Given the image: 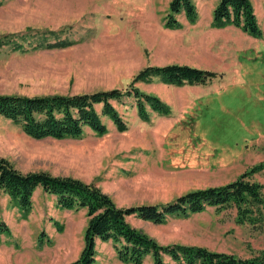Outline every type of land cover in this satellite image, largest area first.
Returning a JSON list of instances; mask_svg holds the SVG:
<instances>
[{"label":"rangeland","instance_id":"obj_1","mask_svg":"<svg viewBox=\"0 0 264 264\" xmlns=\"http://www.w3.org/2000/svg\"><path fill=\"white\" fill-rule=\"evenodd\" d=\"M171 1L0 0V35L16 34L0 48V94L124 90L149 65L185 64L222 74L205 86L168 85L158 78L137 83L172 108L162 116L148 107L147 128L139 127L144 121L132 97L113 101L128 129L119 131L104 116V135L86 127L80 138L37 140L0 116V156L24 173L46 171L94 183L123 207L167 203L232 182L259 165L252 176L264 185V0H250L263 30L260 39L234 26L214 28L219 0H194L196 22L181 13L182 26L166 28ZM97 109L101 113V105ZM52 197L38 188L24 216L0 190V223L10 229L0 233V264H69L80 257L87 210L61 209ZM128 220L162 245H198L242 258L264 250V230L240 223L233 205L168 216L162 224ZM107 243L114 247L96 241L97 264L115 260ZM164 260L176 264L167 255ZM148 262L151 254L143 264Z\"/></svg>","mask_w":264,"mask_h":264},{"label":"trees","instance_id":"obj_2","mask_svg":"<svg viewBox=\"0 0 264 264\" xmlns=\"http://www.w3.org/2000/svg\"><path fill=\"white\" fill-rule=\"evenodd\" d=\"M1 5V2H0ZM184 13L190 23L196 22L198 9L194 0H172L164 18L165 27L180 28L177 15ZM212 26L222 29L234 26L251 37L260 39L263 30L250 0H219L213 11ZM31 32V31H30ZM29 34V30L27 31ZM23 37L22 34H18ZM16 34L0 35V48L12 42ZM68 42H59L66 45ZM57 44H54V46ZM222 74L185 64L149 65L143 68L126 89L113 88L78 94L20 95L0 94V116L21 126L30 137L64 139L82 137L86 127L99 135L108 132L102 117L111 119L117 129H128L126 121L113 104L134 98L138 116L151 120V111L162 116L172 113L169 104L156 95L142 91L137 83H150L155 78L168 85H208ZM101 105V113L97 106ZM262 165L245 171L234 181L188 191L176 199L161 204L119 206L113 198L94 183H86L70 176L53 175L46 171L24 173L7 158L0 156V190L7 193L24 216L33 206V195L38 188L57 198L61 209H86L89 222L84 234V248L80 257L69 264H95L97 239L114 244L118 258L128 264H143L151 254L152 264H167V255L176 264H264V250L257 256L242 258L234 254L213 251L198 245H162L143 230L133 226L128 217L135 216L155 224L164 223L168 216H187L208 207L233 205L240 223H250L264 230V185L253 179ZM59 231L63 225L56 222ZM10 229L0 223V233ZM45 232L39 235L44 244ZM50 241L51 239L48 238Z\"/></svg>","mask_w":264,"mask_h":264},{"label":"crops","instance_id":"obj_3","mask_svg":"<svg viewBox=\"0 0 264 264\" xmlns=\"http://www.w3.org/2000/svg\"><path fill=\"white\" fill-rule=\"evenodd\" d=\"M263 15H264V12H263ZM161 118H164V117H161ZM160 121H162V120H159L158 122H155V126H154V128H156L158 125H160ZM141 126H144V127H148V124L147 123H145V122H140V125H139V127H141ZM140 129V128H139ZM56 197V196H55ZM53 198V200H54V203H55V201H56V204H57V198H54V197H52ZM105 243V242H104ZM109 244H111V243H107V246H108V251H109V254H110V256L111 257H115V260L113 261V264H120L119 263V258H118V254H117V252H116V250L114 249V247H110L109 246ZM97 257V256H96ZM117 259H119V260H117ZM121 261V260H120ZM122 262V261H121ZM96 264H97V258H96V262H95ZM124 263V262H123ZM146 264H150L149 262L148 263H146ZM152 264V263H151Z\"/></svg>","mask_w":264,"mask_h":264}]
</instances>
